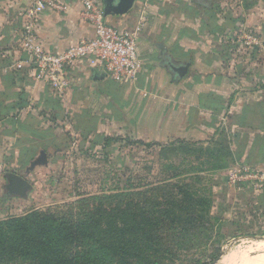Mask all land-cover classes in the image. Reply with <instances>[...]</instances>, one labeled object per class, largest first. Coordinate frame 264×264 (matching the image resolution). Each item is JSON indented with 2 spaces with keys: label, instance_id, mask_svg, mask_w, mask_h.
Returning a JSON list of instances; mask_svg holds the SVG:
<instances>
[{
  "label": "crops",
  "instance_id": "1",
  "mask_svg": "<svg viewBox=\"0 0 264 264\" xmlns=\"http://www.w3.org/2000/svg\"><path fill=\"white\" fill-rule=\"evenodd\" d=\"M32 1L0 0L1 166L8 159L27 164L41 150L60 160L75 144L101 148L106 138L209 147L222 136L228 161L218 171L221 176L240 167L264 174V77L254 72L255 61L243 59L250 55L253 60L256 52L250 51L256 47L237 53L241 47L231 43L233 35L244 31H230L223 13L200 11L210 9L211 3L135 0L125 15L106 16L111 26L133 30L148 1L147 21L138 37L142 66L135 83L119 84L102 72L79 67L69 72V87L58 97L33 78L21 45ZM95 1L103 10L109 4ZM54 2L60 9L38 16L36 38L44 50L59 53L91 37V28L79 0ZM164 52L175 62H190L182 79H174L162 65ZM249 188L254 198L263 193Z\"/></svg>",
  "mask_w": 264,
  "mask_h": 264
},
{
  "label": "rangeland",
  "instance_id": "2",
  "mask_svg": "<svg viewBox=\"0 0 264 264\" xmlns=\"http://www.w3.org/2000/svg\"><path fill=\"white\" fill-rule=\"evenodd\" d=\"M206 1L212 4L211 8L200 11L223 13L226 19H229L230 31L242 28L246 40L253 39L254 42L249 47L257 48L250 51L256 52L255 58L252 60L250 55H243V59L245 63L255 61L254 72L258 71V75L264 77V0ZM241 46L243 48L246 45L240 44ZM243 51L240 49V53ZM214 140V144L209 147L198 145L190 147L189 151L185 150L184 145L175 143L163 149L156 146L147 147L133 143V139L129 137H118L116 141L111 140L107 144L105 142L101 148H91L87 143L75 144L68 148L67 155L59 157L60 160L50 154L46 167H38L30 172L27 180L32 189L23 199L6 196L4 175L12 171L24 174L29 162L18 165L8 159V164L0 165V220L31 210L52 214L65 221L76 218L81 220L84 214L94 212L98 205L109 208L110 199L94 201L89 200L91 197L137 191H149L150 195L152 186L158 183L161 184L160 193L170 196L180 193L179 186L189 185L188 190L184 191L195 192L198 198L207 202L206 204L212 201L208 217L211 219L204 223L209 229L212 227L207 233L210 240L221 242L222 251L218 259L232 256L234 264H246L247 259L252 261V258H259L260 255L258 243L264 239V199L261 201L262 207L254 198L255 192L249 188V180L240 183L238 191L228 184L227 177L216 171H209V159L205 156L207 154L203 153V148L215 151L217 144H225L222 136ZM219 149L221 150V147ZM221 158L223 163L228 161L224 155ZM221 161L212 159V164ZM193 172L196 176L166 181L175 174L183 176ZM194 176L197 179L193 180ZM173 183L174 185H168ZM259 189L257 194L263 192L264 195V185ZM87 200L89 201L84 202ZM161 200L163 202L164 197H161ZM214 218L222 222L221 230L217 229L219 223ZM206 247L202 245L196 251L180 254L173 264L213 262L210 250L201 253Z\"/></svg>",
  "mask_w": 264,
  "mask_h": 264
},
{
  "label": "trees",
  "instance_id": "3",
  "mask_svg": "<svg viewBox=\"0 0 264 264\" xmlns=\"http://www.w3.org/2000/svg\"><path fill=\"white\" fill-rule=\"evenodd\" d=\"M117 139L106 138L102 145ZM191 145H184L185 150L189 151ZM221 145L217 144L215 151L203 148L209 159V171L218 172L227 167L220 160L222 155L228 156ZM212 159L221 162L212 164ZM192 175L196 176L194 172L175 174L166 181ZM195 176L193 180L197 179ZM160 185L152 186L150 195L149 191H137L91 197L89 200L94 201L110 199L109 208L98 205L81 220L65 221L36 210L0 220V264H173L180 254L196 251L202 245L207 247L201 253L210 250L212 261L217 260L222 251L221 242L210 240L207 233L212 227L209 229L204 223L211 219L208 217L212 201L206 204L195 192L184 191L189 185L173 187L180 193L170 196L160 193ZM256 199L262 206L264 195ZM214 219L221 230L222 222ZM223 225L226 226L224 222Z\"/></svg>",
  "mask_w": 264,
  "mask_h": 264
},
{
  "label": "built area",
  "instance_id": "4",
  "mask_svg": "<svg viewBox=\"0 0 264 264\" xmlns=\"http://www.w3.org/2000/svg\"><path fill=\"white\" fill-rule=\"evenodd\" d=\"M79 2L91 28V37L82 38L59 53L44 50L37 41L36 27L40 14L58 10L60 6L54 0H33L27 9L20 38L23 51L32 67L33 78L44 83L58 97H63L69 87V72L79 67L102 72L109 80L119 84L135 83L142 66L138 37L147 21L148 1L133 30H121L107 23L102 7L95 0ZM253 42V39L246 40L245 34L239 30L234 33L231 43L235 46L246 45L240 48L245 52V48ZM262 173L261 170L240 167L228 173V184L240 190V183L249 180L251 186L259 189L264 185Z\"/></svg>",
  "mask_w": 264,
  "mask_h": 264
},
{
  "label": "water",
  "instance_id": "5",
  "mask_svg": "<svg viewBox=\"0 0 264 264\" xmlns=\"http://www.w3.org/2000/svg\"><path fill=\"white\" fill-rule=\"evenodd\" d=\"M109 4L105 8L104 15H125L128 13L134 4L135 0H107ZM163 52V51H162ZM162 65L172 74L176 80L182 79L188 72L190 62H175L172 57L166 52L160 54ZM48 165V157L45 151L41 150L38 155L29 162V165L25 168L24 174L16 172L5 173L6 184L4 190L7 197L26 198L27 193L32 189V185L27 180V176L34 169L38 167H46ZM216 261L209 264H216Z\"/></svg>",
  "mask_w": 264,
  "mask_h": 264
},
{
  "label": "bare ground",
  "instance_id": "6",
  "mask_svg": "<svg viewBox=\"0 0 264 264\" xmlns=\"http://www.w3.org/2000/svg\"><path fill=\"white\" fill-rule=\"evenodd\" d=\"M259 247H260V255H259V258H255L254 259L252 258V261H248V259L246 260V264H264V239H262L259 243H258ZM258 248V246H257ZM256 253V252H255ZM257 255V254H256ZM255 255V256H256ZM229 256V255H228ZM247 257V256H246ZM251 257V256H250ZM231 258H233L231 256ZM229 257H223L221 259H218L216 264H234V260H232ZM236 258V257H234ZM251 259V258H250ZM243 262V261H242ZM245 264V263H244Z\"/></svg>",
  "mask_w": 264,
  "mask_h": 264
}]
</instances>
